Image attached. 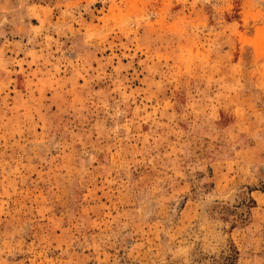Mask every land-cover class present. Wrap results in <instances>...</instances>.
I'll use <instances>...</instances> for the list:
<instances>
[{
	"label": "rangeland",
	"instance_id": "374dc122",
	"mask_svg": "<svg viewBox=\"0 0 264 264\" xmlns=\"http://www.w3.org/2000/svg\"><path fill=\"white\" fill-rule=\"evenodd\" d=\"M0 264H264V0H0Z\"/></svg>",
	"mask_w": 264,
	"mask_h": 264
}]
</instances>
